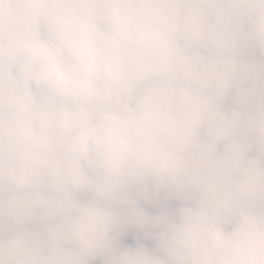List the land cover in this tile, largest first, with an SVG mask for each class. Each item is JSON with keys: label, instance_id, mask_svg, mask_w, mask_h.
Masks as SVG:
<instances>
[{"label": "clouds", "instance_id": "clouds-1", "mask_svg": "<svg viewBox=\"0 0 264 264\" xmlns=\"http://www.w3.org/2000/svg\"><path fill=\"white\" fill-rule=\"evenodd\" d=\"M0 264H264V0H0Z\"/></svg>", "mask_w": 264, "mask_h": 264}]
</instances>
